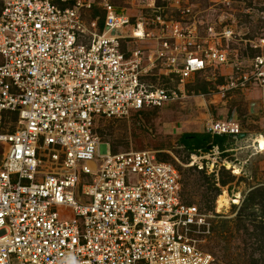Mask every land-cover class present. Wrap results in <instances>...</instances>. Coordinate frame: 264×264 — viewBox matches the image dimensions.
<instances>
[{"label":"built area","instance_id":"obj_1","mask_svg":"<svg viewBox=\"0 0 264 264\" xmlns=\"http://www.w3.org/2000/svg\"><path fill=\"white\" fill-rule=\"evenodd\" d=\"M156 4L133 24L107 1L101 19L88 16L94 0H0V264L212 263L199 245L214 215L182 200L175 167L152 151L111 154L97 124L178 103L223 67L220 90L264 88V28L246 40L255 55L232 64L191 7ZM198 131L241 134L232 119Z\"/></svg>","mask_w":264,"mask_h":264},{"label":"rangeland","instance_id":"obj_2","mask_svg":"<svg viewBox=\"0 0 264 264\" xmlns=\"http://www.w3.org/2000/svg\"><path fill=\"white\" fill-rule=\"evenodd\" d=\"M103 1L109 2L117 10L126 9L133 24L136 23L137 18L148 12L151 1L155 4L159 2L156 5L166 8L168 14L174 11L171 7L175 9L191 7L196 17L195 21L199 22L196 25V31L204 35L206 28H211L214 35L213 43L227 51L229 62H233L232 64L246 54L255 55L254 52H250L246 40L253 39L255 34L264 28V19H261L264 16V0H227L229 7L222 3L223 0L220 2L219 0H172L170 2L168 0H94L93 8L99 10V4ZM174 1L177 5H174ZM91 12L92 9L88 12V16ZM146 28L150 32L149 27ZM225 30L230 31L232 35L221 40L220 33L222 34ZM153 33L156 32L153 31ZM154 45V40L150 39L140 46L154 47ZM231 70V67H223L215 71L214 77L195 76L185 87L189 95L186 94L187 97L178 101L177 104L170 103L160 109L133 112L128 119L124 120H100L96 131L103 143L109 145L110 150L152 151L156 153L158 160L159 158L165 160L166 163L175 167L179 173L181 185L184 184L181 194H184L192 205L214 215L211 219L210 233L200 238L202 243L199 245L201 250L212 256L211 264H264V241L257 240L253 234L256 231L253 225H250L252 219L255 222H264L261 212L254 213L257 215L253 218L247 217L251 212L246 210L238 219L244 193L253 188L264 187V152L256 151V145H252L249 140L250 135L258 136L262 130L264 88L249 86L243 90H220L225 85ZM200 95L203 97H199ZM212 95L219 97L217 99L219 103H225L230 114L235 111L240 131L247 135V143L241 145L247 148H245L246 151H238L236 156L233 152L221 154L214 162L196 159L192 161L194 165L190 167L192 157L195 155L197 158L207 157V152L202 155L188 154L182 146H179L178 141L182 134L194 133L191 129H187L190 124L186 125V123L190 113L196 108L193 106L188 113L187 110L191 109L188 104L192 103L189 101L193 96L199 102ZM200 113H202V107H198L195 112L197 116ZM244 140L238 141L244 142ZM238 141L236 143H239ZM240 152L242 157L239 155ZM232 162L236 163L240 169L238 175L234 174L230 164ZM200 166L202 170L198 169ZM227 168L230 170L228 171ZM217 170L218 176H215L214 173ZM198 171H201V174ZM219 179L226 181V185H219L217 181ZM212 184L218 188V196L214 197V192L206 190ZM223 193L229 200V206L217 213L218 198ZM262 239L264 240V237Z\"/></svg>","mask_w":264,"mask_h":264},{"label":"trees","instance_id":"obj_3","mask_svg":"<svg viewBox=\"0 0 264 264\" xmlns=\"http://www.w3.org/2000/svg\"><path fill=\"white\" fill-rule=\"evenodd\" d=\"M159 2L157 3V5ZM95 16H100V18H103V14L100 10H96V8H92V12L89 17L94 18ZM179 146H182L185 151L188 152V154H194L198 152H207L211 147H217L219 152L224 154L225 150L228 146H230L232 143H234V140L230 136H209L206 134H198V133H186L182 134L179 138ZM208 147V148H207ZM111 154L117 153L115 149H111ZM160 161L165 162V160H162L159 158ZM199 174H201V171H198ZM232 179V178H231ZM219 185L225 186L226 181L218 180ZM183 185L181 187L183 188ZM206 190L209 192H214V197L219 195V190L216 188L213 184ZM182 195V200L187 203L188 205H192V203L188 202L185 198L184 194ZM202 210V209H200ZM240 213L238 219H240L242 212L248 210L249 213L247 217H254V213L261 212V216L264 219V187H258L253 188L251 191H248L244 193L242 205L239 208ZM254 211V212H253ZM250 225H253L254 230L256 231L253 234L256 236L257 240L260 239V241H264L262 238L264 237V222H255L254 219L250 220ZM263 226V227H261ZM260 236V237H259Z\"/></svg>","mask_w":264,"mask_h":264},{"label":"crops","instance_id":"obj_4","mask_svg":"<svg viewBox=\"0 0 264 264\" xmlns=\"http://www.w3.org/2000/svg\"><path fill=\"white\" fill-rule=\"evenodd\" d=\"M193 97H191V99L189 101L190 103L191 102L192 103L188 104V106L189 105L191 106L190 107L191 109H188L187 112L189 113L190 112L189 110H192L193 106L196 109L192 110V112L190 113V115L188 117L189 120L186 123V125L189 123L191 126L190 125L187 126V129H189V130L191 129V131H193L194 133L200 134V132L198 130H196V127L200 123H202V121H204L205 119H209V118H213L214 120H226V119L231 120L232 119L236 122L235 111L231 112V114H230V112L227 110V107L225 106V103L224 102L223 103L218 102L217 99H219V97L217 95H212L210 97H206L205 99L203 98V101H199V102H197L196 99ZM173 104H177V103H173ZM198 107H202V113H200L199 116H197L195 114ZM243 133H245V132H241V134H243ZM254 136L255 135H250V142H252V143H253L252 140H253ZM236 141H238V140H234L235 143H232L230 146L227 147V149L225 150V153L233 152V153H235L234 156H236V155H238V151H243V150L246 151L245 148H247V147H242L241 144L247 143V140H244V142L238 141L239 143H236ZM253 144H255V143H253ZM239 155H240V157H242V152H240Z\"/></svg>","mask_w":264,"mask_h":264},{"label":"bare ground","instance_id":"obj_5","mask_svg":"<svg viewBox=\"0 0 264 264\" xmlns=\"http://www.w3.org/2000/svg\"><path fill=\"white\" fill-rule=\"evenodd\" d=\"M137 34L138 35L140 34V30L137 31ZM252 141L256 145V146L254 145L256 147V151L264 152V136L261 137L255 136ZM233 169H234V174L238 175L240 173V169L237 166H233ZM228 206H229V200L227 199L226 194L223 193L218 198L217 212H220L222 208H228Z\"/></svg>","mask_w":264,"mask_h":264},{"label":"water","instance_id":"obj_6","mask_svg":"<svg viewBox=\"0 0 264 264\" xmlns=\"http://www.w3.org/2000/svg\"><path fill=\"white\" fill-rule=\"evenodd\" d=\"M232 139H234V140H244V139L247 140V135L246 134H238V135L232 137ZM231 165H232V167L238 166L236 163H233V162L231 163Z\"/></svg>","mask_w":264,"mask_h":264}]
</instances>
